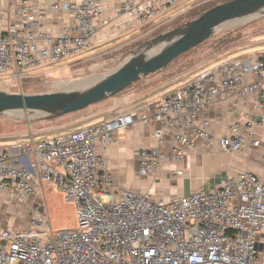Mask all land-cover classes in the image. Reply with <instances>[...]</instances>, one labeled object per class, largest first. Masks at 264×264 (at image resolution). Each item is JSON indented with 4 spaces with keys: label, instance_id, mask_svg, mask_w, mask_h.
I'll list each match as a JSON object with an SVG mask.
<instances>
[{
    "label": "built area",
    "instance_id": "obj_1",
    "mask_svg": "<svg viewBox=\"0 0 264 264\" xmlns=\"http://www.w3.org/2000/svg\"><path fill=\"white\" fill-rule=\"evenodd\" d=\"M188 1L125 0L123 14L139 27ZM53 8L70 16L58 36L33 29L37 18L30 0H9L14 20L0 33V75L20 79L23 71L56 64L91 47L101 2L59 0ZM247 75L254 81L246 83ZM263 82L264 56L232 60L166 93L153 112L146 107L45 141L31 138L0 149V192L26 202L54 187L75 215V225L65 230H53L39 218L23 230L6 223L0 227V264H264V182L255 174L239 172L213 189L195 190L168 203L151 202L114 184L94 150L97 143L105 149L115 132L137 120L176 126L170 140L161 127L154 133L156 145L139 151L140 176L181 160L199 141L237 151L247 142L246 132L250 145L257 146L251 122H236L228 135L217 137L199 114L215 98L224 99L231 91L247 97ZM254 107L258 125L264 126V96Z\"/></svg>",
    "mask_w": 264,
    "mask_h": 264
},
{
    "label": "crops",
    "instance_id": "obj_2",
    "mask_svg": "<svg viewBox=\"0 0 264 264\" xmlns=\"http://www.w3.org/2000/svg\"><path fill=\"white\" fill-rule=\"evenodd\" d=\"M58 1L30 0L34 8L33 13L37 18L33 29L49 32L52 36H58L62 32L64 27L70 23V16L53 8ZM97 1L101 2L103 9L97 34L91 47L82 54L90 50L95 53L113 51L118 45H124L122 41L125 37L138 28L123 14L125 0ZM191 1L193 7L187 9L185 13L192 11L194 7L206 0ZM180 4L168 8L161 16L168 14L171 9L174 13H178ZM13 20L9 0H0V33L4 32ZM250 36L252 38L248 43L236 48L223 50L210 48L204 52L194 50L195 52L189 54L184 60L176 64L172 63L173 66L170 68L142 78L140 82L130 87V90L123 92L108 103L98 104L92 108L87 107L52 120H37L35 121L38 122L37 125L29 121L28 126L23 129L13 123H0V133L3 132L0 134V147L9 149L16 145H23L28 139H41L43 138L40 137L41 135L45 136L49 132H57L58 136H61L121 115L142 112L146 107L153 112L159 100L166 93L193 81L201 73L213 70L232 60H254L264 56V33L250 34ZM131 41L129 39L125 44L128 42L130 44ZM253 81V76L245 77L246 83ZM263 96L264 82L260 90L247 97L241 98L235 91H231L224 99L215 98L199 114L200 122L212 135L217 137L228 135L230 126L236 122H251L254 125L252 137L257 141V146L250 145L246 132L244 135L247 142L237 151L225 152L217 145L208 147L203 141H199L197 149L186 150L181 160L166 162L159 170L148 176H140L138 173L139 151L156 145L154 133L161 127L163 136L170 140L176 131V126L161 125L158 120H151L147 124H142L137 120L130 127L115 132L113 142L105 149L97 143L94 150L102 158L103 167L114 184L122 189L133 190L141 196H146L151 202L168 203L174 198L186 197L195 190L213 189L224 177L235 176L239 172H251L264 182V126L258 125L259 111L254 107ZM14 203L16 202L5 192H0V227L8 223L13 230L28 229L30 221L29 223L23 221L17 215Z\"/></svg>",
    "mask_w": 264,
    "mask_h": 264
},
{
    "label": "rangeland",
    "instance_id": "obj_3",
    "mask_svg": "<svg viewBox=\"0 0 264 264\" xmlns=\"http://www.w3.org/2000/svg\"><path fill=\"white\" fill-rule=\"evenodd\" d=\"M227 1L230 0H206L194 7V9L188 13L185 12L187 9L193 7V5H191L192 1L182 3L183 5L180 4V9L177 10L178 13H174L171 9L168 14L162 16L160 15V17L158 16L152 21L139 26L133 33L125 37L122 41L124 45H118L113 51L95 53V51L90 50L86 54L72 57L52 66L44 65V67H37L33 70L23 71L21 72L22 76L20 79L13 78L11 74H2L0 75V91L20 94H41L48 93L56 89H67L70 84H74V82L79 80L97 78L122 63L144 42L149 41L158 35L165 34L170 30L192 20L209 8L215 5L223 4ZM236 30L237 33H235ZM261 33H264V20L262 18L261 20L255 19L243 24L229 26L224 32L218 35L220 38H216L218 37L216 36L198 47L179 55L172 63L176 64L177 62L184 60V58H186L189 54L195 52L194 50L204 52L212 48L214 45L218 46L219 50L236 48L248 43L252 38L250 34L254 35ZM129 39L132 40L131 43L129 44L128 42L125 44L129 41ZM172 63L163 70L173 66ZM128 90H130V88L119 92L114 97H108L107 99L88 107L92 108L98 104L108 103ZM30 121L32 122L31 124L37 125L38 123L35 122L37 121L35 119ZM0 123H13L18 125L21 129L28 126V122L25 120V117H16L12 114L0 116ZM2 133L3 132L0 134ZM57 136V132H49L45 136H40L43 138L36 139L34 141H45ZM14 209L23 221H27L29 223L32 219H45L48 221L53 230L70 229L75 225V215L72 205L65 203L62 196L54 190V187H49L43 193L36 192L26 202L14 203ZM14 219L16 220V218Z\"/></svg>",
    "mask_w": 264,
    "mask_h": 264
},
{
    "label": "water",
    "instance_id": "obj_4",
    "mask_svg": "<svg viewBox=\"0 0 264 264\" xmlns=\"http://www.w3.org/2000/svg\"><path fill=\"white\" fill-rule=\"evenodd\" d=\"M261 18H264V0H230L215 5L169 32L144 42L122 63L94 81L80 85L74 82L67 89L41 94L0 91V116L19 113L29 122L32 119L52 120L81 111L161 71L179 55L224 32L227 24Z\"/></svg>",
    "mask_w": 264,
    "mask_h": 264
},
{
    "label": "bare ground",
    "instance_id": "obj_5",
    "mask_svg": "<svg viewBox=\"0 0 264 264\" xmlns=\"http://www.w3.org/2000/svg\"><path fill=\"white\" fill-rule=\"evenodd\" d=\"M243 23H245V21H237V22H233V23H230V24H227L225 27H229V26H232V25H237V24H243ZM97 78H90V79H85V80H81V81H77L76 83L78 84V85H80V84H82V83H86V82H91V81H94V80H96ZM74 84H70V86L69 87H71V86H73ZM13 116H21V117H24L23 115H21V114H12ZM35 116V115H34ZM33 116V117H34ZM28 118H30V117H28Z\"/></svg>",
    "mask_w": 264,
    "mask_h": 264
},
{
    "label": "trees",
    "instance_id": "obj_6",
    "mask_svg": "<svg viewBox=\"0 0 264 264\" xmlns=\"http://www.w3.org/2000/svg\"><path fill=\"white\" fill-rule=\"evenodd\" d=\"M229 33V32H228ZM235 33H237V30L235 31ZM226 35H231V34H226ZM230 37V36H229ZM216 38H220V36H218V37H216ZM236 38V37H235ZM235 38H233V39H235ZM220 40V39H219ZM220 46H222V45H220ZM214 48V50H219V48H218V46H216V45H214L213 47H212V49ZM220 49H221V47H220ZM135 84H133V85H131L130 87H132V86H134ZM129 87V88H130Z\"/></svg>",
    "mask_w": 264,
    "mask_h": 264
}]
</instances>
